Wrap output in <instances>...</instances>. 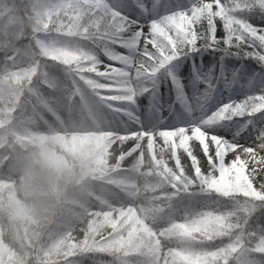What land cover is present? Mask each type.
<instances>
[{
  "label": "snow or ice",
  "instance_id": "snow-or-ice-1",
  "mask_svg": "<svg viewBox=\"0 0 264 264\" xmlns=\"http://www.w3.org/2000/svg\"><path fill=\"white\" fill-rule=\"evenodd\" d=\"M253 12L264 14V0L175 7L170 0H0V188L11 182V169L32 162L27 149L37 143L59 144L83 178L72 215L26 229L16 239L19 251L0 239V264H264L257 216L264 210V83L190 123L165 125L159 117L156 125L137 114L138 98L155 96L161 70L186 99L168 70L181 57L204 49L221 53V62L229 55L264 65V26L242 15ZM55 65L71 87L51 78L47 69ZM214 71L200 77L203 100L215 91L213 80L235 83ZM42 86L60 93L55 104ZM45 112L59 125L44 120ZM40 120L46 131L34 128ZM228 122L234 131L220 134ZM242 132L254 136L252 145L239 142ZM180 196L216 199L175 215Z\"/></svg>",
  "mask_w": 264,
  "mask_h": 264
},
{
  "label": "trees",
  "instance_id": "trees-1",
  "mask_svg": "<svg viewBox=\"0 0 264 264\" xmlns=\"http://www.w3.org/2000/svg\"><path fill=\"white\" fill-rule=\"evenodd\" d=\"M170 2L175 7L177 4L181 6L186 5L188 0H170ZM253 13L258 14L260 20L264 22V14ZM246 14H242L244 18ZM218 34H223L222 27H218ZM97 54L105 63H111L98 50ZM202 54H206L212 58V63L207 67L208 73L214 69L213 75L231 72L232 74H240L244 77L264 82V65L257 63L255 60H245L242 57L238 59L234 56L225 55L221 62V53H212L204 49L190 56ZM47 71L51 78L59 82L60 85L71 87L72 81L62 66H50ZM222 81L216 82L213 80V83H219L218 87H221ZM41 91L45 96L52 98L54 104L60 96V93L55 89L42 86ZM253 93L255 92L245 91L241 100L246 95ZM101 110L107 111V109L103 108ZM225 126L231 128L232 132L234 131L232 122H228ZM249 136L248 133L242 132L239 141L245 140ZM51 145L52 142L44 145L38 143L30 145L27 152L32 156V162L19 168L11 169V182L7 187L0 188V228L3 225L10 226L12 229L11 244L18 251L20 250V244L16 243V239L18 237L23 238L26 229L29 233L33 229L43 230L50 225V222L54 218L72 215L73 210L80 202V190L83 178L78 162L64 153L59 144L58 150L60 154L56 156ZM261 154L264 155V153ZM134 158L135 154L132 157H127L123 162V166L130 167ZM58 163L61 165L60 169L57 168ZM5 171L9 172V169L6 168ZM17 178L20 179V184L17 182ZM259 180L260 177L258 176L257 181ZM140 182L142 183V180ZM215 199V196H195L191 199L180 196L173 200V206L175 208H183L191 204V206L199 208L208 200ZM229 206L231 205L229 204ZM257 216L264 222V210L257 213Z\"/></svg>",
  "mask_w": 264,
  "mask_h": 264
},
{
  "label": "rangeland",
  "instance_id": "rangeland-1",
  "mask_svg": "<svg viewBox=\"0 0 264 264\" xmlns=\"http://www.w3.org/2000/svg\"><path fill=\"white\" fill-rule=\"evenodd\" d=\"M245 19L249 22L264 26V22L260 20L259 15L256 13H247L245 15ZM143 20V18H142ZM212 63V58L208 55H192L187 57H181L179 61H174L172 65L169 66L168 70L173 71L180 80L183 79L184 87L182 89V93L186 99L179 100L177 91L172 87L171 80L168 79L167 71L161 70L160 73L157 74L155 87L157 92L153 98H150L149 94H144L138 98L137 104L139 105V109L137 114H147L151 118V123L158 125L159 117H165L163 123L165 125H180L185 123H190L192 119L200 118L204 115H210L214 112L220 105L229 102L230 100H241L242 95L245 91L257 92L262 83L254 79L246 78L240 74H232L231 72H224V74L229 75V77H235V83L226 88L224 81H222L221 87H216L215 91L212 92L210 98L207 100L201 99L202 94L205 92L206 85L201 81H195L190 78L193 73L199 75V77L204 76V74L208 73L207 67ZM219 83H216L218 86ZM90 102H95L96 98L89 96ZM150 104H155L156 107L160 109L159 114H154L152 109L149 108ZM103 106V105H99ZM171 106V110L170 107ZM58 115H60L62 120H68V112L66 110H61ZM77 118H79V114H77ZM144 116L142 115V119ZM44 120H47L49 124L54 126L59 125V121L56 120V117L51 113H44ZM44 120H40L34 125V128L40 131H46L48 125L44 123ZM261 124H264V119H262ZM220 134H230L232 133V129L226 126L219 127ZM254 140V136H249L247 140L239 141L242 144L252 145ZM58 144H53L52 148L55 150V155L58 156L60 154L58 148ZM132 146V141L126 142L121 146L124 150H127ZM117 146L113 145V151ZM114 155H119V151H114ZM199 155V153H198ZM231 158L229 154L228 159ZM110 162H112L110 160ZM182 162H184L182 160ZM170 166H172V162L170 161ZM204 206V205H203ZM186 208V207H185ZM184 209H173L175 215L181 214ZM78 238L82 236L79 228H77L76 232H74ZM12 229L9 225H3L0 228V239L8 241L11 243Z\"/></svg>",
  "mask_w": 264,
  "mask_h": 264
},
{
  "label": "clouds",
  "instance_id": "clouds-1",
  "mask_svg": "<svg viewBox=\"0 0 264 264\" xmlns=\"http://www.w3.org/2000/svg\"><path fill=\"white\" fill-rule=\"evenodd\" d=\"M82 198V184H81V190H80V200Z\"/></svg>",
  "mask_w": 264,
  "mask_h": 264
}]
</instances>
